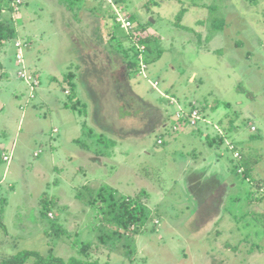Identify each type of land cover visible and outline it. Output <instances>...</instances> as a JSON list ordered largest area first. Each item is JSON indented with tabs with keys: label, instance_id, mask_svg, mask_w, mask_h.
I'll return each instance as SVG.
<instances>
[{
	"label": "rangeland",
	"instance_id": "374dc122",
	"mask_svg": "<svg viewBox=\"0 0 264 264\" xmlns=\"http://www.w3.org/2000/svg\"><path fill=\"white\" fill-rule=\"evenodd\" d=\"M53 1L22 0L13 12L10 0H3L0 14V21L13 29L0 44V264L23 250L102 264H264V216L253 208L264 204V0H60L68 6L66 17L54 10ZM114 5L129 15L132 40L149 46L144 52L149 66L143 72L135 46L115 22ZM63 19L71 22L63 25L70 32L61 29ZM94 34L133 61L129 80L141 99L134 94L130 103L126 100L125 118L133 127L123 130L121 144L113 143L111 123L104 126L101 115L93 123L99 129L84 125L86 98L79 91L81 104H73L75 110L63 106L74 98L75 79L67 76L75 75V46L94 44ZM141 36L150 37V45L140 42ZM204 37L215 39L200 45ZM21 65L29 73L25 80L18 74ZM106 67L90 65L89 70L101 76ZM84 70L80 64L87 76ZM95 76L85 95L97 103L102 99L98 95L95 101L96 93L113 91L108 78ZM154 82L182 104L190 103L184 99L198 102L212 122L197 124L208 133L207 142L223 143L224 134L244 154L236 160L225 144L218 146L220 151L216 147L237 185L221 201V223L204 209L186 217L182 203L188 195L179 184L182 161H193L211 148L201 135L192 134L191 145L167 139L156 146L157 131L148 130L144 141L147 131H135L149 119L136 107L150 109L142 99L158 102L173 121L175 108L158 101ZM120 89L125 99L131 98L125 83ZM114 94L110 97L118 98ZM108 108L118 114L113 104ZM114 146L120 152L108 151ZM83 152L99 157L100 164ZM75 153L83 154L76 156L78 161L69 160ZM3 155H10L9 162ZM251 193H258L254 200ZM113 196L142 211L141 218L126 227L115 222L109 213ZM227 217L232 224L224 227ZM234 218L241 230L234 233L237 238L230 235ZM249 235L261 245L250 244ZM84 245L88 251L81 254ZM34 261L32 256L23 264Z\"/></svg>",
	"mask_w": 264,
	"mask_h": 264
},
{
	"label": "crops",
	"instance_id": "0c3cea01",
	"mask_svg": "<svg viewBox=\"0 0 264 264\" xmlns=\"http://www.w3.org/2000/svg\"><path fill=\"white\" fill-rule=\"evenodd\" d=\"M61 3V4H60ZM54 4V10L56 9V12L58 14L64 15L66 17V14H68V6H64L62 5V1L57 0V1H53ZM59 18H62L59 17ZM61 22V29L63 31H68L70 32L68 27L63 26L65 22H67L68 24H70L71 22L67 21V20H60ZM68 30H67V29ZM101 34V33H100ZM98 35L94 34V39H95V43H91L88 42L87 45L84 49L79 48L75 46L76 51L75 53H77V56H71V59L74 61V66L75 68V75L74 78L75 79V84H74V89H73V93H74V98L75 100H79L81 101L78 96H77V92H80V96L85 97V99H83V118H84V125H87V123H91L92 127H94L93 129L97 130L100 127L98 125L93 124L94 121L97 123L98 121V115H101V120L102 122H104V126L107 123H111V132H109L108 134H110L113 137V143L117 144V143H122L121 141H123V130L128 129L133 127L130 123L128 122L129 119L125 118L127 117L126 113V108L129 107L130 104L126 103V100L130 103V101L133 100V98L135 97L134 94H136L137 99L140 100L141 98L139 97V93L136 92L133 89V85H131L132 83L130 82V77H129V73H130V67L132 66L131 63H133V61L131 59H129L128 56H125V51H121V53L118 50H114L110 47H108V44L105 40H101L102 36H100L98 39H96ZM211 37L208 38L207 40H205L204 37V42H199L200 45L201 44H205V45H209V43L212 41H214ZM99 40V41H98ZM102 41H104L102 43ZM148 45V44H147ZM150 45V44H149ZM149 46L146 48V51L148 50ZM108 62L110 63L108 65ZM97 63V64H96ZM80 64H82L83 68L85 69V75L84 76L82 72L79 71L80 68ZM105 64L106 69H102V75L101 76H95L94 72H92L91 70H89L90 65L94 66H98V65H102ZM149 66V65H148ZM148 66L146 68H148ZM119 67V69H118ZM82 74H79V76L77 77L78 71ZM84 76V78H83ZM94 76L100 80H104L105 78H108L111 82L112 85V91L115 93V96H118V98H111L110 97V93L113 94V92H109L106 91L104 93H96L94 95L95 101L97 96L99 95L100 98L102 99L101 101L98 100L97 103H94L93 101H91V99L87 98L85 95V91H91L92 88L94 87ZM196 78V73H192L190 76V80H194ZM125 83V86L129 89H131V93H129L127 96L131 98L125 99L126 97V93L123 92L122 89H120L121 84ZM151 86V85H150ZM157 87L160 89V83L158 82ZM152 88V87H151ZM76 89V90H75ZM81 89V90H80ZM166 88H161L160 90L163 91L166 94H169L168 92H166V90H164ZM154 90V89H153ZM135 91V92H134ZM171 95V94H169ZM143 97V96H142ZM73 98V100H74ZM144 98V97H143ZM178 98V97H176ZM183 99V98H180ZM121 100V101H120ZM144 104L146 105L147 109L149 110H144L138 106H136L137 108H139L141 111H143L144 116H149L148 119V123H146V125L143 127V129H138L135 128V131H139V133L137 135H139L144 131H147L144 133V136L142 137V141L145 140V137L147 135H149L148 130H152V132H158L157 134V138H162L163 142L162 144H158L156 142H154V145L156 146H164L168 140L173 139V141H177L179 140V142H183L186 143L188 145H191V135L192 134H200L201 138L204 140L206 146L208 145L209 147H211L210 149H207L205 151L204 154L200 155L199 157H195L193 159V161H185L181 163V171H180V175H178L179 177V184L181 183L182 187H184V191L186 190L188 193V195H185L183 198L186 199L187 202H184V199L182 201L183 205L186 208V211H188L187 214H185V216H192V215H198L199 211H202L203 209L205 210V214L208 215V211L211 212L212 216H216L218 217V221H220V223L222 222V220L224 219V214L221 211V206L223 205L221 203L222 199L225 198L226 194L229 195L231 191H234L237 187L235 181H234V177L232 176V174L229 171V168L227 166V162L226 161H222L219 158V155L217 154V151H220V148L218 147L219 145H223L225 144V142L221 141V143H216L214 144H210L213 142H207L206 138L208 137V133L204 130L202 132V128H198V127H191L188 125H183L181 126L177 131H171L170 127L169 130L166 129V125L170 124V120H172V118L167 117L166 115V108L163 106H161L160 104L158 105L157 103H153L151 101V99H142ZM185 101H189L190 103L193 102L190 99H184ZM158 101H164L166 104L173 106V104H171L169 101H167L164 98L159 97ZM196 103H198L197 101H194ZM113 104V107L117 110V115L114 116L113 113V109H109L108 105ZM64 107L66 108H70L68 106L65 105V101L63 104ZM97 106V107H95ZM106 106V107H105ZM174 107V106H173ZM209 109V107H207ZM71 109V108H70ZM121 109L122 112L119 110ZM213 110V109H211ZM80 113V112H79ZM126 113V114H125ZM81 114V113H80ZM209 114V113H208ZM137 115V114H135ZM205 115V114H204ZM206 117V116H205ZM208 119V118H207ZM210 121V120H209ZM154 122V124H153ZM212 123V122H211ZM209 123V124H211ZM209 124H205V125H209ZM204 126V125H203ZM102 129L105 130L104 127H102ZM56 130V129H55ZM151 132V131H150ZM95 134V133H94ZM93 131L90 130L89 132V140L94 141V135ZM122 136V137H121ZM226 137V136H225ZM227 139V138H226ZM79 140V139H78ZM212 141H216L215 139H211ZM105 146L107 144H104ZM226 148V144L224 145ZM208 147V148H209ZM216 147H217V151H216ZM108 151H115V152H120V147L114 146L111 148H107ZM89 151V150H87ZM242 152V150H240V153ZM84 153V152H83ZM83 153H75V155H70L68 158L69 160L75 159V161L77 160L78 155L83 154ZM85 154V158L92 163V162H99L100 164V160L99 157H95L94 155L84 153ZM150 155V153H148ZM241 155H244L243 152L241 153ZM245 157V156H244ZM243 158V156H242ZM106 160L108 161V158H106ZM248 169L250 170L249 166L247 168V172ZM248 174V173H247ZM251 178L256 179V180H263L260 176H251ZM209 187L210 190H206V188L208 189ZM253 194V200L256 197V194L258 193H251ZM255 194V196H254ZM239 196V195H238ZM237 196V197H238ZM252 196V195H251ZM239 198V197H238ZM236 198V199H238ZM235 199V200H236ZM191 204V205H190ZM250 209V207H248ZM254 209H257V215H263L264 216V204L263 202L259 204V206H253ZM247 214H245L244 216H241V218L246 217ZM228 221L226 224H224L225 226L231 225V218L227 217ZM215 219V218H213ZM236 221V226L232 228L230 235H232L233 237L237 238V234L234 235V233H236V230H238L241 233L240 228L237 226V222L238 219H235ZM208 221V220H207ZM188 226V230L189 227L191 228L192 221H190ZM240 239L239 240H243L244 237L242 234H240ZM246 238V237H245ZM250 238V244H254L255 246H260L261 244L255 242L256 239H254V236L249 235ZM245 243V242H244ZM248 243V241L246 242ZM240 244L236 245V247H239ZM235 247V248H236Z\"/></svg>",
	"mask_w": 264,
	"mask_h": 264
},
{
	"label": "built area",
	"instance_id": "2783aa9c",
	"mask_svg": "<svg viewBox=\"0 0 264 264\" xmlns=\"http://www.w3.org/2000/svg\"><path fill=\"white\" fill-rule=\"evenodd\" d=\"M109 1L111 2V0ZM21 3H22V0H10L8 6L11 8L13 12H17L20 8ZM114 8H115V22L119 24V26L125 31L126 35L130 39L132 44L135 46V49H136L135 58L137 61V66L139 67V70L143 72V70L147 69L146 68L147 66L144 60V52L146 51V46L142 43L137 42L136 40H132L134 37L131 33V29L133 28V23L130 20L129 15L125 14L122 8L120 7H115L114 5ZM17 50H18V47H17ZM18 57H19L18 61L22 63L23 62L22 55L21 56L18 55ZM23 68H24L23 65H21L18 68V74L21 79L23 78L25 80L26 76L29 73L27 72V70H25V68L24 69ZM157 84L158 82L157 83L154 82L152 83V86L158 90L160 97L167 99L171 104H173L175 108V111L173 114V121L169 124L171 131H177L183 125L197 127V124L199 121H203L207 124L211 123V121H208L205 115H203L204 111L201 106H198L197 104H195V102L194 103L191 102L189 104H182L172 95L166 94L163 91H161L157 87ZM251 129L254 130V127L251 126ZM222 137L225 140L226 149H228L232 153L233 158L236 160L241 159L242 155L240 151L237 148H235V146L226 139L224 134H222ZM162 142H163L162 138H158L157 143L160 145L162 144ZM3 160L6 162H9L10 155H9V159L7 155H3ZM239 167L242 168L243 170L242 163L239 164Z\"/></svg>",
	"mask_w": 264,
	"mask_h": 264
},
{
	"label": "trees",
	"instance_id": "16d2710c",
	"mask_svg": "<svg viewBox=\"0 0 264 264\" xmlns=\"http://www.w3.org/2000/svg\"><path fill=\"white\" fill-rule=\"evenodd\" d=\"M77 2L78 0L75 1V3ZM4 9L5 7L3 4V0H0V14ZM9 9L11 10L10 7ZM12 33H13V29L6 23L0 21V44H3V42L10 39ZM139 40L140 42H145L147 44H150V37L148 36H141ZM131 65L133 66V63H131ZM73 76H74L73 73H69L67 77L68 79H70L71 77L73 78ZM71 84L72 87H74L73 80L71 81ZM77 102L80 103L81 101H77V100H73L72 102L67 101L65 105L75 110L76 106H74L73 104ZM220 141L222 140L220 139ZM258 181L261 182V180ZM109 207L111 208L109 213L114 218V221L117 222L118 224H122L125 227L129 224H133V222H137V220H139L142 216V211L136 212L135 206L131 205L130 203H126V201L121 202L114 200V196L109 203ZM87 251H88L87 245L82 246V248L80 249L81 254L82 253L86 254ZM32 256L35 257L34 264H102L97 260H89V259L83 260L80 258H76L74 256H71L67 260H65L64 258L55 256L52 253H49L47 255H42L34 250L20 251L19 253L13 255L12 257L3 259L2 264H23L27 260V258Z\"/></svg>",
	"mask_w": 264,
	"mask_h": 264
}]
</instances>
